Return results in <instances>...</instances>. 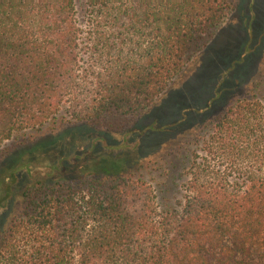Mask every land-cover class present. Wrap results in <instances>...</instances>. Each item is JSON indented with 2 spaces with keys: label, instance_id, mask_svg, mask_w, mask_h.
<instances>
[{
  "label": "trees",
  "instance_id": "1",
  "mask_svg": "<svg viewBox=\"0 0 264 264\" xmlns=\"http://www.w3.org/2000/svg\"><path fill=\"white\" fill-rule=\"evenodd\" d=\"M239 1L0 0V161L59 114L132 131ZM194 144L174 203L142 165L36 177L0 230V264H264L263 105L231 101Z\"/></svg>",
  "mask_w": 264,
  "mask_h": 264
},
{
  "label": "rangeland",
  "instance_id": "2",
  "mask_svg": "<svg viewBox=\"0 0 264 264\" xmlns=\"http://www.w3.org/2000/svg\"><path fill=\"white\" fill-rule=\"evenodd\" d=\"M82 14L79 7L80 20ZM246 96L264 107V0H240L214 39L132 131L73 125L59 114L38 130L15 134L5 143L12 155L0 161V230L20 212L21 192L36 177L68 179L103 168L119 174L142 165L159 200L176 202L199 132L231 101ZM151 125L164 129L146 130Z\"/></svg>",
  "mask_w": 264,
  "mask_h": 264
}]
</instances>
